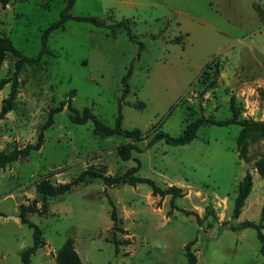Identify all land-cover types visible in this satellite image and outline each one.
I'll use <instances>...</instances> for the list:
<instances>
[{
    "label": "rangeland",
    "instance_id": "1",
    "mask_svg": "<svg viewBox=\"0 0 264 264\" xmlns=\"http://www.w3.org/2000/svg\"><path fill=\"white\" fill-rule=\"evenodd\" d=\"M67 1L0 2V35L37 57L44 31ZM235 3L233 12L225 0H75L72 15L129 20L134 37L121 29L113 38L108 28L70 19L49 33L39 62L26 61L16 73L19 57L6 53L0 151L39 146L0 168V264H25L21 255L33 244V228L19 213L22 205H41L38 185L81 173L83 181L49 198L44 214L27 213L44 239L28 264H58L68 238L84 264H188L189 256L197 264H264L256 229L241 227L251 221L264 233V175L257 168L264 136L247 138L248 161L237 150V124H204L184 145L152 141L159 130L181 135L201 116L231 118L232 97L238 119L264 120V0ZM68 101L111 127L121 114L123 129L143 133L135 142L140 151L123 159L125 136L95 134L91 120H71L67 105L51 113ZM139 101L144 108L134 106ZM136 166L132 176L175 187L178 195L157 194L146 182L102 178ZM247 174L252 187L236 214L238 185Z\"/></svg>",
    "mask_w": 264,
    "mask_h": 264
},
{
    "label": "trees",
    "instance_id": "2",
    "mask_svg": "<svg viewBox=\"0 0 264 264\" xmlns=\"http://www.w3.org/2000/svg\"><path fill=\"white\" fill-rule=\"evenodd\" d=\"M10 0H0L2 5H7ZM75 0H68L65 11L61 14L60 19L53 22L45 31L42 38V49L40 53L35 58L28 57L24 55L12 42V40L3 35H0V64L3 62L5 55L7 52H12L13 54L17 55L18 61L16 63V73L20 71V69L23 67V64L26 61H34L39 62L42 58L47 45L48 35L51 31L55 29H65V24L68 20L74 19L77 21H87L92 23L93 25L97 27L102 28H108L110 29V34L113 38L117 37L119 31L121 29L127 30L128 34L133 38L131 32V26L129 20H122L118 22H112L108 23L104 20H101L99 18L93 17V16H85V15H72L69 11L74 5ZM132 74V67H130L127 70V73L122 78V83L124 86V95L129 91V83L128 79ZM7 80L2 79L0 81V88L3 87L4 83ZM71 97L75 95V91L71 90ZM235 98H231V109H232V117L226 118V119H214L206 116H201L197 118L196 120L192 121L187 128L184 130V132L179 136H170L168 133H166L163 130H159L152 141H157L161 139H165L169 144L172 145H184L187 143L192 142L196 136L197 131L200 126L204 124H214L219 126H226V125H232L237 124L241 127L239 131V135L237 138V150L239 152V156L243 158L244 160L248 161L249 156L247 154L248 151V142L247 138L252 134H260L264 136V120H254V119H238V112L235 108ZM64 105H67L69 111H70V117L71 120L75 123L82 124L86 123L87 121L91 120L94 124V133L102 136V137H108L112 135H123L129 140L125 142L121 149V157L123 159H131L132 158V152L133 151H140L139 147L135 143L140 137L142 136V132L140 130H125L121 127V114L118 117V121L115 127H111L107 124H105L90 108L86 107L83 110H78L75 108L71 101H68L66 103H62L61 106L54 109L51 113L59 112L63 109ZM134 106L139 108H144L145 104L142 101H139L134 104ZM121 108V104H120ZM52 118V116H51ZM37 147L39 145H36ZM36 146L29 145L27 147L19 148L15 147L9 151H0V168H4L14 161L18 160L22 155H27L30 153L32 149H36ZM138 166L131 168L129 171H127L125 174L121 176L116 177H106L102 176V178L108 183V184H121V183H136V182H146L150 184L153 188V191L157 194L164 195L168 193H172L173 197L178 195L179 190L175 187L173 188H159L155 182L152 179L149 178H140L136 176H132L131 173L134 170H137ZM257 168L258 171L264 175V161L259 160L257 162ZM85 173H81L77 178L73 179L72 181L61 183L58 185H52L49 182H41L38 185V190L40 193L41 198V205L40 206H30V205H22L20 207V221L23 224L28 225L29 227L33 228V244L26 249L23 250L21 258L22 261L25 264H28L29 257L34 254L39 247H41L44 244V239L42 237V230L41 228L34 222L30 221L27 218V213H38V214H44L48 210L49 206V198L60 196L68 192L71 188L76 186L79 182L83 181ZM252 187V179L251 175L247 174L243 181H241L238 185V195L235 200V213H239L240 209L244 205V201L250 192ZM114 219L116 220V214H113ZM241 227H252L256 229L257 231V237L261 244V251L264 253V233L262 231V226L260 224H256L251 221H245L241 224ZM56 261L58 264H84V262L81 260L79 254L77 253L75 246H74V239L68 238L62 247L58 250L56 254ZM188 264H197L196 259L194 256H189Z\"/></svg>",
    "mask_w": 264,
    "mask_h": 264
},
{
    "label": "crops",
    "instance_id": "3",
    "mask_svg": "<svg viewBox=\"0 0 264 264\" xmlns=\"http://www.w3.org/2000/svg\"><path fill=\"white\" fill-rule=\"evenodd\" d=\"M225 2H226V4H227V8H229V9H231L233 12H235V10H236V3H235V0H225ZM237 2V1H236ZM254 10L255 9H258L257 7H256V5H254V3H251V5H250ZM255 8H254V7ZM227 14H230V13H227ZM231 20V22H233L234 23V20L231 18L230 19Z\"/></svg>",
    "mask_w": 264,
    "mask_h": 264
}]
</instances>
